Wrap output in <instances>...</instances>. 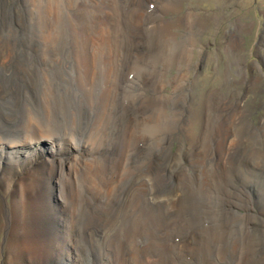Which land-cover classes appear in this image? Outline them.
Here are the masks:
<instances>
[{
  "label": "bare ground",
  "instance_id": "1",
  "mask_svg": "<svg viewBox=\"0 0 264 264\" xmlns=\"http://www.w3.org/2000/svg\"><path fill=\"white\" fill-rule=\"evenodd\" d=\"M22 1L0 0V264H264V123L194 77V0Z\"/></svg>",
  "mask_w": 264,
  "mask_h": 264
},
{
  "label": "rangeland",
  "instance_id": "2",
  "mask_svg": "<svg viewBox=\"0 0 264 264\" xmlns=\"http://www.w3.org/2000/svg\"><path fill=\"white\" fill-rule=\"evenodd\" d=\"M28 1L23 0L22 3L27 4ZM187 3L184 5L183 13L192 11L196 15L195 19L197 20L193 19L196 24L193 28L194 36L199 35L197 37L199 43L194 51L193 61L197 62L201 59L207 62V60H210L208 66H204L203 70L199 72L192 70L193 74L195 72L194 77L197 75L202 78L208 76V74L210 75L211 82L205 91L209 94L219 93L220 97L217 101L220 104L219 108H242L250 113L249 120L252 123H264V0H194ZM166 5L165 2L159 4L162 14ZM22 7L23 10L24 6ZM151 7H154L153 4ZM170 12H166L165 19L173 20V22L177 21L180 16ZM177 12H179L178 9ZM23 14L26 13H22L20 19L24 18ZM185 20L183 21L185 23L184 27L188 32L189 29L186 27L188 22L187 19ZM14 24H17L16 19ZM19 28L20 24L16 25L14 30ZM193 29L191 28L192 31ZM30 33L31 30L29 31L27 28L19 34L25 35V38L28 39ZM125 35L128 36V34ZM143 41L145 44L148 39L145 38ZM140 54H134L133 59L144 58L145 61H153L154 58L158 60L167 58L164 52H158L155 55L145 54V52ZM70 57H73L72 53H70ZM194 77L193 81L200 82L199 79H194ZM167 91H169V88L165 93ZM193 96L196 99L195 95ZM197 101L196 99L193 103L195 104ZM173 105L176 107L175 104ZM187 107L188 105L185 106V108ZM192 108L194 107L192 106ZM177 147L178 142L174 150ZM262 194L264 195V193ZM235 246L232 244L231 248L234 252L230 253L229 256L233 258L237 254L236 256L243 258L240 249L238 250L239 247ZM232 258H226L229 264L233 263L234 259L232 260Z\"/></svg>",
  "mask_w": 264,
  "mask_h": 264
}]
</instances>
